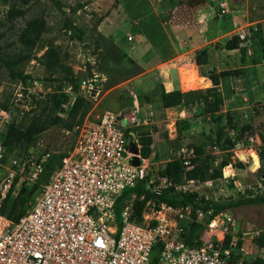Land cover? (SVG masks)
Segmentation results:
<instances>
[{"label":"rangeland","instance_id":"1","mask_svg":"<svg viewBox=\"0 0 264 264\" xmlns=\"http://www.w3.org/2000/svg\"><path fill=\"white\" fill-rule=\"evenodd\" d=\"M13 2L14 0H0V51L15 57L18 60L16 68L30 78L22 81L19 77H13L0 61V107L11 114L9 123L1 128L0 141L4 142L8 127L13 122L26 128L37 117L44 129L35 143L20 142L12 146H5L3 143L0 185L9 177L13 159L22 161L30 156L41 157L49 153L55 157L57 165L61 155L67 154L73 148L77 127L81 121L86 118L97 121L106 113L113 112L120 118L130 119L133 124L131 129L138 139L141 130L150 131L153 152L147 157L149 177L157 183L166 164L175 158L182 147L203 148L204 155L211 157L214 167H218L222 161L232 162L238 168L234 178L224 179L221 176L213 180V183L207 182L209 180L194 183L188 180L176 184V188L183 192H197L201 199L226 207L214 216L217 223L213 229L208 223L200 231V245L218 243L221 239L224 241L226 234L237 232L239 225L240 229L243 227L241 238L244 241L241 257L254 259L258 256L259 247L254 243L250 231L264 230V202L243 201L264 195V184L261 181L264 171L253 166V157L257 159L258 156L256 151H252L253 156L249 151L254 148L258 152L261 145V139L252 142L249 137L251 134L258 137L260 133L264 135V105L255 103L240 110H231L237 128L231 129L230 134L240 144L239 149L236 152L222 151L218 147L216 149L213 139L219 124L218 113H200L197 105L164 107L161 73L165 68H158L155 60L149 64L152 69L148 77L143 80L134 78L145 68L137 60L136 64H132L127 58H123V51L115 43L116 40L134 56L144 52V38L138 32L136 19L125 6L126 0H31L24 7L23 15L10 14ZM150 2L164 24L166 20L177 17V11L183 4H206L214 9V15L222 14L220 19H226L225 23L233 24L234 18L246 23L247 16L255 22V26L240 27L223 37L213 44L214 49L225 47L227 40L243 29L252 36L249 45H256L258 39L254 38L255 33L264 34V0ZM223 2L227 5H223ZM34 19L43 20L44 26L38 38L25 43L20 34L28 22ZM68 19L80 31L81 38L74 36ZM229 24L228 28L234 25ZM129 36L133 40H129ZM138 49H141L139 53ZM188 62L187 66L180 69V74L174 72V76L178 80L179 89L189 93L187 101L197 104L203 102L201 97L205 94V89H202V85L207 82L206 78L200 76L209 69L190 62V58ZM78 97L82 98L79 105H75ZM184 106L194 107L195 115L192 111L187 112L186 117L185 114L181 115L180 110ZM184 120L187 122L180 123ZM69 121L73 122L70 127L66 126ZM247 125L251 128L247 129ZM239 156L243 160L248 159V162L244 163ZM53 169L44 171L36 182L28 183L23 167L16 168L13 193L15 196V192L24 191L21 212H27L35 203ZM169 180L171 184L168 187H171L174 182ZM34 184L38 185L35 190ZM137 197L138 195L132 199V212L135 210ZM140 198L144 199L145 194ZM163 204L166 203H158L156 199L150 198L143 210V218L149 213V220L152 219L153 212L161 209ZM166 206L164 212L168 214L175 237L183 241L195 220L204 223L212 213V210L204 211L201 208L193 210L192 207ZM201 212L206 214L202 220ZM234 238L238 239V236Z\"/></svg>","mask_w":264,"mask_h":264},{"label":"built area","instance_id":"2","mask_svg":"<svg viewBox=\"0 0 264 264\" xmlns=\"http://www.w3.org/2000/svg\"><path fill=\"white\" fill-rule=\"evenodd\" d=\"M238 35L245 39L249 34L242 30ZM10 119L8 111L0 110V131ZM130 122L128 117L108 112L97 121L86 118L79 124L73 148L18 220L2 212V202L13 189L16 168L23 167L28 183L36 182L50 154L11 161L10 175L0 185V264H246L233 254L236 238L229 247L223 246L222 239L200 246L177 239L164 212L166 204L153 212L152 219L148 213L138 222L131 209L136 193L125 200L118 219L117 201L125 189L143 181L148 190L160 194L171 184L165 176L159 177L158 183L149 177V159L141 154L140 140ZM249 139L258 141L254 134ZM129 140L139 147L138 154L130 150ZM239 146L237 143L233 151ZM3 156L0 141V161ZM135 157L139 164L134 163ZM196 157L191 146L182 147L175 159L191 168ZM234 169L232 162L226 165L223 178H234ZM205 215L201 212L200 220ZM216 219L209 223L212 229ZM263 231L256 229L250 234L254 239ZM258 257L264 260V247H259Z\"/></svg>","mask_w":264,"mask_h":264},{"label":"trees","instance_id":"3","mask_svg":"<svg viewBox=\"0 0 264 264\" xmlns=\"http://www.w3.org/2000/svg\"><path fill=\"white\" fill-rule=\"evenodd\" d=\"M31 0H14L13 6L10 9V14L16 15L25 13L24 7L30 3ZM136 4V5H135ZM125 6L130 14L136 19V26L138 27V32L144 35L147 41L154 47L163 60H168L175 56L176 51L172 44V41L166 32L164 23L160 16L154 10L150 0H126ZM132 7V9H130ZM69 28L71 29L74 36L81 38L80 31L73 25V23L68 19ZM44 26L43 20L34 19L28 22L27 27H25L20 34V38L23 42L28 43L40 36L41 30ZM255 33V32H254ZM254 38L258 39L262 50L264 51V36L261 33H255ZM243 39L239 35H235L227 40L225 47L227 49L239 48L242 52L245 51L244 47H241V42ZM119 48V47H118ZM122 51V50H121ZM123 58H127L130 63L136 64L135 59L130 57L126 52L123 51ZM0 61L4 63L7 67L9 73L13 77H19L22 81H27L29 75L19 71L16 66L18 60L13 57L6 55L0 51ZM194 61L199 65L207 64L209 61V51L208 48H202L196 51L194 56ZM241 69H230L217 71L216 69H210L207 73L203 75L208 76L213 85L205 89V94L201 97L204 103L205 114L218 113L217 121L219 122L217 129L214 134V143L222 151H233L237 144L235 137L231 136L230 130L235 129L236 123L234 122L235 117L232 111H224V97L219 87L221 80L226 76L238 75L241 73ZM74 81V79H72ZM189 93L183 92L180 89H175L167 91L165 88L162 89L161 97L163 106L166 108L176 107L181 104H190L187 101ZM82 97H78L75 105H79V101ZM91 105V104H90ZM0 110H3L0 107ZM225 119V123H223ZM84 121V120H83ZM81 121V123L83 122ZM187 122V121H180ZM79 123V124H81ZM73 122L69 121L66 126H72ZM78 124V125H79ZM182 125V124H181ZM247 129L251 126L247 125ZM44 127L40 123V119L34 117L29 123L28 127L22 128L16 125L15 122L11 123L8 127L7 133L4 139L5 146H12L20 142H26L28 144L35 143L41 136ZM139 140L141 143V154L143 157H150L153 150V137L150 131L141 130L139 133ZM242 136L241 133H239ZM261 139V145L258 148V152L262 158H264V135L259 134ZM195 148V147H194ZM196 149V148H195ZM196 152L199 157L193 159L194 166L187 168L180 160L173 158L169 161L163 171L162 176L171 179L174 185L165 188L160 194L154 193L148 190L143 181L137 183L134 188L125 189L117 201V213L118 219L120 220V209L124 204L125 200L129 198L133 193L138 195L134 203L133 216L136 217L138 222L143 220V210L145 208L146 202L150 199H156L158 203H166L169 206L180 208V207H192L193 210L198 208L204 211L212 210L209 217L206 218L204 223H199L197 220L191 225L189 231L185 234V241L190 245L200 246V231L205 229L206 224L210 223L211 220L221 212L224 208L223 205H218L214 201L204 200L199 197L197 192H183L176 188V184H181L188 180H194L199 182H205L207 180H215L222 176L223 168L228 165L229 161H222L218 167H214L210 156L204 155V150L201 147H197ZM66 154L61 155L60 163L56 165V159L51 155L46 163L45 170L49 171L53 168V172L58 169L62 163V159ZM261 170V169H259ZM263 171V170H261ZM52 172V173H53ZM261 181L264 184L263 175H261ZM37 184L33 185V190L37 188ZM13 190H10L6 199L2 202V212L9 218L18 220L26 212H21V197L23 196L21 192L16 193L14 196ZM145 194V198L141 199V195ZM264 202V195H259L255 198L243 201V203H259ZM236 247L233 249V254L239 259L241 258V248L243 247V239L241 238L242 232L239 229L237 232H232L226 234L223 246L229 247L234 237H237ZM254 243L258 247H264V231L258 237L253 239ZM238 249V250H237ZM246 264H264V260L256 256L254 259H243Z\"/></svg>","mask_w":264,"mask_h":264},{"label":"crops","instance_id":"4","mask_svg":"<svg viewBox=\"0 0 264 264\" xmlns=\"http://www.w3.org/2000/svg\"><path fill=\"white\" fill-rule=\"evenodd\" d=\"M222 4L224 5L226 2ZM214 12V9H211L206 4L197 6H185L183 4L180 6L179 11H177L175 19L166 20L164 26L176 51L175 56L168 60H163L142 34L144 38L142 44L144 52L138 54L139 56H134L132 53L126 51L116 40L115 43L122 51L137 60L145 68L138 76L134 77L135 79L143 80L150 75L152 68H150L149 64L153 60L158 62V68H165L161 74L164 88L167 91L179 89V83L174 76V72L180 74V69L189 64V58L190 62H195L194 56L197 50L208 48L209 61L200 67L209 70L216 69L217 71L230 69H241L242 71L238 75L226 76L221 80L219 89L224 97V111L240 110L247 106L255 105V103L264 105V51L259 41H257L256 45H249L252 38L249 32L247 38L241 42V47L245 48L244 52L239 48H212L214 43L231 32L239 30L240 27L255 26V22L251 21L249 16L246 17V23L234 18V22L232 23L237 25L234 26L233 24L225 23L226 19L221 20L222 14L217 16L214 15ZM228 24L233 26L228 28ZM140 50L138 49L137 52L139 53ZM200 77L207 79V82L202 85V89H207L213 85L212 80L208 76L203 75ZM181 105H197V109L200 108V113L204 112L203 102ZM194 110V107L184 106V109L180 110V114H185L186 117L187 112L192 111L195 115ZM257 139L259 141L260 137L257 136ZM249 151H256L258 154L254 148H251ZM236 169L238 168H235L234 171Z\"/></svg>","mask_w":264,"mask_h":264},{"label":"water","instance_id":"5","mask_svg":"<svg viewBox=\"0 0 264 264\" xmlns=\"http://www.w3.org/2000/svg\"><path fill=\"white\" fill-rule=\"evenodd\" d=\"M129 145H130V150L135 152L136 154H138L140 152V149L139 147L132 141V140H129ZM258 159H259V166L257 167V169H261L264 171V158L260 157L258 154ZM134 163L135 164H139L140 163V159L139 157H135L134 159ZM263 178H264V174H263ZM239 225H237V229L236 231L239 230Z\"/></svg>","mask_w":264,"mask_h":264},{"label":"bare ground","instance_id":"6","mask_svg":"<svg viewBox=\"0 0 264 264\" xmlns=\"http://www.w3.org/2000/svg\"><path fill=\"white\" fill-rule=\"evenodd\" d=\"M251 155H252V151H251ZM253 156V155H252ZM254 158V157H253ZM245 160V159H244ZM254 160H255V164H254V166H258V163H259V159H258V157H257V159H255L254 158Z\"/></svg>","mask_w":264,"mask_h":264}]
</instances>
